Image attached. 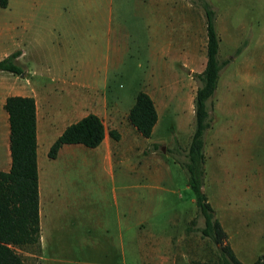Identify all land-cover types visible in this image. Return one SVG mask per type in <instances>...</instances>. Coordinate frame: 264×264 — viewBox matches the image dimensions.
<instances>
[{
    "label": "rangeland",
    "instance_id": "rangeland-1",
    "mask_svg": "<svg viewBox=\"0 0 264 264\" xmlns=\"http://www.w3.org/2000/svg\"><path fill=\"white\" fill-rule=\"evenodd\" d=\"M70 1L88 0L0 4V50L27 49L22 62L36 74L34 88L49 83L41 89L40 110L46 108L45 97H51L57 124L97 108L106 127L121 133L115 153L125 165L116 167L112 178L101 166L77 168L81 161H74L64 175L46 156L44 233L48 217L64 212V226L75 225L81 237L97 243L81 248L86 259L99 256L102 264H222V245L197 230L204 226V217L198 214L181 165L195 126L200 80L194 74L207 62L203 9L193 0H103L100 24H93L81 18L87 15L81 8L71 11ZM208 1L217 11L220 58L229 61L210 101L203 189L216 217L233 235L225 242L234 246L242 262L252 264L264 254V0ZM60 25L68 38L37 40ZM79 49L91 54V69L100 65L91 75L99 87L75 84L70 69L63 70L59 81L53 78L59 71L47 72V65L57 68L61 55ZM140 90L152 96L159 113L151 137L142 136L128 120ZM155 142L159 148L154 151ZM174 146L178 154L170 153ZM59 185L63 197L58 199ZM130 208L142 210L141 215L149 212L137 229L133 225L139 215ZM74 237L71 231L65 233V240ZM53 239L45 233L47 244ZM27 250L36 253L35 248Z\"/></svg>",
    "mask_w": 264,
    "mask_h": 264
},
{
    "label": "trees",
    "instance_id": "trees-1",
    "mask_svg": "<svg viewBox=\"0 0 264 264\" xmlns=\"http://www.w3.org/2000/svg\"><path fill=\"white\" fill-rule=\"evenodd\" d=\"M193 3L200 5L206 18L207 62L203 71L194 74L200 80L194 99L195 126L181 165L187 173V184L194 194L198 214L204 217V226L197 230L222 245V264H246L236 256L231 245L225 242L227 233L203 189L206 173L205 133L212 126L210 101L215 95L222 69L229 60L220 58L221 38L216 25V9L208 0H193ZM0 4L6 7L7 0H1ZM244 46L237 48V55ZM20 54L21 50L18 49L0 59V71L24 74L25 67L17 60ZM3 107L9 118L12 163L8 171L0 170V264H26L21 250L35 248L36 253L41 251L37 104L32 96L12 95L7 97ZM158 119V110L152 96L140 90L129 110V122L142 136L151 137ZM109 133L115 140L121 137L116 129H111ZM105 135L104 120L90 112L64 129L51 145L48 157L56 158L64 144L97 147ZM151 147L155 151L159 143L155 142ZM175 151V146L170 149L171 154H178ZM195 223L196 219H193L191 225ZM252 264H264V254L259 255Z\"/></svg>",
    "mask_w": 264,
    "mask_h": 264
},
{
    "label": "crops",
    "instance_id": "crops-1",
    "mask_svg": "<svg viewBox=\"0 0 264 264\" xmlns=\"http://www.w3.org/2000/svg\"><path fill=\"white\" fill-rule=\"evenodd\" d=\"M68 3V2H66ZM103 0H88L86 1H70L69 8L71 11L78 10L81 8L80 13L87 14L81 16L88 20L89 22H93V24H100L101 14H103V10L101 11V6H106ZM31 10L34 13L33 3L30 2ZM65 6V5H64ZM58 7H63V4H59ZM62 9V8H61ZM27 19H21V23H25L27 25ZM51 28V27H50ZM48 29V28H46ZM68 31L65 26L54 27L51 30L50 34H44L46 36L39 37L37 40L39 41L42 38L49 37L50 41L57 39L61 41L63 39L68 38ZM21 50V54L18 57V61L24 65L25 73L24 74H15L9 71H0V103H1V112H0V170L8 171L11 167L12 158L10 152V127H9V118L8 113L4 109V103L7 97L12 95H21V96H32L36 100L37 104V160H38V173H39V196H40V217L42 221L43 217V205L47 203L49 199L47 196L48 192V173L49 170L45 168V158L48 157V151L54 141L58 138V136L64 131V129L71 123L79 120L83 116L92 112L99 115L102 119L103 117L99 114V110L97 108H92V111H85L80 116L73 118L71 121L64 123L62 125L57 124L54 112L52 108H50V103L52 100L51 97H45L43 101L46 104L45 110L41 111L39 107V96L42 87L44 85H48L49 83H43V85L37 89L34 88L33 78L35 77V72L32 68H29L25 63L22 62L27 56V49L17 48V49H3L0 50V59L8 56L15 50ZM99 54V53H98ZM91 54H89L86 50L79 49L75 53L61 55L60 64L57 68H53L51 65H47V72L59 71L56 73H52L55 81H59L63 74H65L63 70L70 69L69 77L73 78V82L79 86L96 88L99 85L95 80L92 79L91 75L94 72H98L101 67L100 65L95 66L91 69L92 61ZM67 61L64 63L63 59ZM63 64V65H62ZM86 64H89V67L86 68ZM93 70V71H92ZM91 71V73H89ZM49 74V73H48ZM159 114V113H158ZM104 120V119H103ZM159 120V119H158ZM105 123V121H104ZM158 123V122H157ZM106 125V124H105ZM157 125V124H156ZM156 127V126H155ZM114 129V128H112ZM111 129L106 127V135L103 142L97 147L91 148L87 147L83 144H64L56 158L48 159L52 160L54 164L61 168L63 174L65 175L68 172V164L73 163L74 161L79 162V167H92V166H101L105 168L108 174L112 178H116V167L121 166L124 167L125 161L118 162L116 158L115 149L119 147V143L121 141V137L119 140H115L110 136ZM120 132V131H119ZM121 135V133H120ZM47 156V157H46ZM64 158V159H63ZM65 161V162H64ZM68 161V163H67ZM63 164V165H62ZM55 171L59 172V169ZM64 168V169H63ZM67 169V171H66ZM48 170V171H47ZM56 197L62 198L63 191L62 187L59 185L56 193ZM114 197H117V193L114 192ZM46 206V205H45ZM138 212L139 217L135 221V226L133 228L137 229L139 223L148 216L147 214H142L140 209L130 208L131 213L134 211ZM139 210V211H138ZM48 215V214H47ZM66 215V214H65ZM64 218V212H57L48 217V223L46 227L45 233L51 235L54 238L49 244L45 241V233L44 229L41 227V251L39 253H32L27 249L21 250L25 263L26 264H102L100 257H91L89 259L84 258L81 255V251L85 244H89L90 246H97V243L92 240H87L81 237L80 233L77 230L75 225H70L69 228L64 226L62 220ZM42 226V225H41ZM132 229V225L127 226V230ZM224 228V226H223ZM134 229V231H135ZM227 233L228 239L231 240L233 235L230 229L224 228ZM71 231L75 237L73 240H65V233ZM119 243L121 247H124L123 235H120ZM232 243V242H231ZM133 244V243H132ZM100 246V245H99ZM235 252L234 246H231ZM69 248H72L69 250ZM236 254V253H235ZM237 256V255H236ZM126 263V262H125Z\"/></svg>",
    "mask_w": 264,
    "mask_h": 264
},
{
    "label": "bare ground",
    "instance_id": "bare-ground-1",
    "mask_svg": "<svg viewBox=\"0 0 264 264\" xmlns=\"http://www.w3.org/2000/svg\"><path fill=\"white\" fill-rule=\"evenodd\" d=\"M64 159V158H63ZM65 162V161H64ZM67 163H68V161H67ZM63 165V164H62ZM68 170H70V166L68 165ZM77 168H79V166H78V164H77V166H76ZM71 168H73L72 166H71ZM64 169V168H63ZM60 171V170H59ZM66 171H67V169H66ZM62 173V172H61Z\"/></svg>",
    "mask_w": 264,
    "mask_h": 264
}]
</instances>
